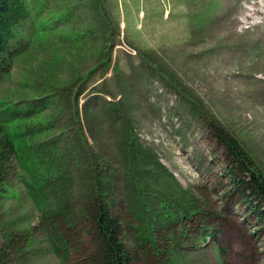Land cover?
I'll list each match as a JSON object with an SVG mask.
<instances>
[{"label": "rangeland", "instance_id": "obj_1", "mask_svg": "<svg viewBox=\"0 0 264 264\" xmlns=\"http://www.w3.org/2000/svg\"><path fill=\"white\" fill-rule=\"evenodd\" d=\"M254 1H106L120 35L110 69L79 98V122L58 118L67 169L41 201L56 214L42 213L22 183L4 193V264H96L97 195L119 219L132 264H264V234L250 205L228 193L229 161L213 130L264 170V0ZM13 79L1 89L14 92Z\"/></svg>", "mask_w": 264, "mask_h": 264}, {"label": "trees", "instance_id": "obj_2", "mask_svg": "<svg viewBox=\"0 0 264 264\" xmlns=\"http://www.w3.org/2000/svg\"><path fill=\"white\" fill-rule=\"evenodd\" d=\"M106 1L0 0V198L22 183L41 203L42 213L44 207L46 216L56 214L41 201L52 179L60 186L59 171L68 166L65 161V168H60L62 151L54 135L60 129L58 118L69 112L79 122V98L97 71L102 69V79L110 69L115 38L120 35V23L103 11ZM78 4L90 8L91 16H84ZM11 78L17 82L15 91L1 89ZM221 84V78L216 80L215 86ZM213 127L229 161L224 170L232 187L228 193L237 192L250 205L258 222L255 233L264 234V170L234 136ZM81 146L87 150L84 140ZM97 197L89 210L96 230V264H132L119 219L110 215L101 195ZM208 235L214 237V232ZM7 252L0 251V264Z\"/></svg>", "mask_w": 264, "mask_h": 264}, {"label": "bare ground", "instance_id": "obj_3", "mask_svg": "<svg viewBox=\"0 0 264 264\" xmlns=\"http://www.w3.org/2000/svg\"><path fill=\"white\" fill-rule=\"evenodd\" d=\"M257 4H258V2H257ZM253 6H256V5H253Z\"/></svg>", "mask_w": 264, "mask_h": 264}]
</instances>
